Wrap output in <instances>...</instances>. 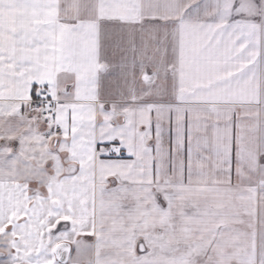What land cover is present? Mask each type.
I'll list each match as a JSON object with an SVG mask.
<instances>
[{
	"label": "snow or ice",
	"instance_id": "snow-or-ice-1",
	"mask_svg": "<svg viewBox=\"0 0 264 264\" xmlns=\"http://www.w3.org/2000/svg\"><path fill=\"white\" fill-rule=\"evenodd\" d=\"M0 264H264V0H0Z\"/></svg>",
	"mask_w": 264,
	"mask_h": 264
},
{
	"label": "crops",
	"instance_id": "crops-1",
	"mask_svg": "<svg viewBox=\"0 0 264 264\" xmlns=\"http://www.w3.org/2000/svg\"><path fill=\"white\" fill-rule=\"evenodd\" d=\"M84 239L88 242H92V238L91 237H88V236H85Z\"/></svg>",
	"mask_w": 264,
	"mask_h": 264
}]
</instances>
